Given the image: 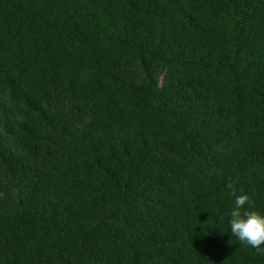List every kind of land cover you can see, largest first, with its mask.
<instances>
[{"label": "trees", "instance_id": "trees-1", "mask_svg": "<svg viewBox=\"0 0 264 264\" xmlns=\"http://www.w3.org/2000/svg\"><path fill=\"white\" fill-rule=\"evenodd\" d=\"M229 181L264 213V0H0V264H264Z\"/></svg>", "mask_w": 264, "mask_h": 264}, {"label": "clouds", "instance_id": "clouds-1", "mask_svg": "<svg viewBox=\"0 0 264 264\" xmlns=\"http://www.w3.org/2000/svg\"><path fill=\"white\" fill-rule=\"evenodd\" d=\"M234 181H229L227 187L231 189L230 195L235 197L234 207L230 213V231L242 244L255 248L258 252L264 253V213L256 209H245L250 203L247 193L236 194ZM223 220V217L220 218Z\"/></svg>", "mask_w": 264, "mask_h": 264}]
</instances>
